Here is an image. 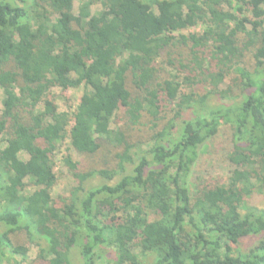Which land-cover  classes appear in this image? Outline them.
<instances>
[{
    "label": "trees",
    "instance_id": "obj_1",
    "mask_svg": "<svg viewBox=\"0 0 264 264\" xmlns=\"http://www.w3.org/2000/svg\"><path fill=\"white\" fill-rule=\"evenodd\" d=\"M73 3L0 0V264H264V211L247 204L264 198V0H82L76 16ZM178 43L175 68L162 59ZM54 88L83 90L74 111L56 109ZM117 115L127 126L111 128ZM220 126L231 172L190 193ZM65 143L106 155L71 164L54 199Z\"/></svg>",
    "mask_w": 264,
    "mask_h": 264
},
{
    "label": "rangeland",
    "instance_id": "obj_2",
    "mask_svg": "<svg viewBox=\"0 0 264 264\" xmlns=\"http://www.w3.org/2000/svg\"><path fill=\"white\" fill-rule=\"evenodd\" d=\"M82 0H74L73 3V14L77 15V10L79 4ZM100 11V7L95 5L91 8V14L94 15ZM203 29L201 27H194L190 28L186 31L180 32L175 34L176 39L178 40L179 37L189 38L190 36L200 37L202 35ZM189 43L187 47L180 46V43L175 45L173 48L167 51V55L165 54L166 58L162 60H170L175 68H178V62L188 55ZM163 56V57H164ZM251 60V54L247 53L244 57L243 63L245 65H250L248 62ZM163 61L162 66V73L161 77H166L167 73L174 74V69L169 65L165 64ZM184 63V62H182ZM175 64V65H174ZM244 65V66H245ZM179 76L186 75L184 71L179 72ZM200 88V86H199ZM204 91H208L207 87H201ZM199 91V90H197ZM82 89L78 90H63L61 88H54L51 90V95L55 97L54 105L59 112H72L77 107L79 100L82 96ZM202 92V90L200 91ZM233 93H235L233 91ZM50 95V97H51ZM4 99L3 92L0 88V111H2V101ZM212 102H215L212 101ZM43 109V104L40 106ZM170 109V108H168ZM119 126H127L125 120H123L121 115H117L115 124H111V128L114 129ZM231 150L230 145V132L227 126H220L218 129L217 135L211 142H208L204 148L201 149V154L199 156L198 161L196 162L195 166L192 168L191 172L188 176V187L190 193H195L197 190L206 189L212 190L217 187L219 184L225 182V179L229 176L231 172V167L228 165L226 156ZM106 155L105 151H101L100 155H97L92 162L85 157H80L76 153H74L67 143H65L55 154L54 158V171L58 178L57 184L52 191V197L55 199L56 197H67L68 191L73 186V181L70 177V173L67 168H71V164H79L88 166L97 165V163L104 159ZM70 160V163L66 160ZM19 159L23 162L28 161V157L24 154L19 156ZM98 180L94 181L97 182ZM93 182V183H94ZM26 190L30 191L32 189L29 180L25 181ZM92 183V184H93ZM251 208L257 209L258 211H264V198L261 196H252L249 198L247 203ZM11 241L15 245H25L29 248L28 259L31 261L34 259L36 249L30 245H27L24 233H15L11 236ZM249 243L242 242L240 250H243L245 247L247 248ZM110 256V255H108ZM141 257V264H149L151 261V257H146V255L140 256ZM15 261H18L19 258H14ZM111 260L113 258L111 257ZM26 264V263H23Z\"/></svg>",
    "mask_w": 264,
    "mask_h": 264
}]
</instances>
